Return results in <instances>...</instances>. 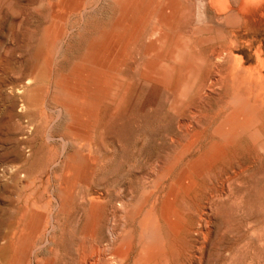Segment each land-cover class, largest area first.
Listing matches in <instances>:
<instances>
[{
	"label": "rangeland",
	"instance_id": "rangeland-1",
	"mask_svg": "<svg viewBox=\"0 0 264 264\" xmlns=\"http://www.w3.org/2000/svg\"><path fill=\"white\" fill-rule=\"evenodd\" d=\"M122 13V6L117 0H0V211H7L9 206L6 203L16 196V192L13 193L7 180L10 173H15L17 177L25 176L20 178L22 185L27 177L45 179L50 174L67 177V184L65 185V181L61 190H58L57 181L41 185L36 180V187H33L30 193L27 192L31 194L30 202L34 197L50 195L53 192L60 201H67L69 205L64 208L61 213L63 216L59 220L62 229L65 226L64 231H59L60 233L57 234L59 257L75 249V243L80 237L74 240L73 237H69L72 235L70 233L79 236L78 232L84 226L88 209L77 203L78 197L88 193L89 197L108 203L107 211L114 212V221L120 222V225L116 223L119 228L115 232H118L119 236H122V231L129 228L137 233V221L127 220V226H123L125 230L122 227L123 217H121L122 213L117 201L122 200L119 194L121 193L127 200L130 199L128 202H135L148 191L158 189H161L158 190L161 193L166 191L179 177L185 178L191 163L204 154L211 144L217 141L220 143L212 134L216 125L215 121L217 120V123L224 115L222 99L216 96L205 98L206 95L203 94L180 97L167 87L144 79L142 68L145 58L142 56L144 49L142 40H140L141 44L138 41L131 47L129 56L116 67L115 71L108 73V70L101 66L104 42L108 35L113 34L123 16ZM54 36L59 39L57 51L55 55H48V44ZM135 66L137 69L134 71ZM122 73L128 75L124 74L126 76L124 77ZM177 85L178 83L174 82L172 87ZM60 87L68 88L73 93L83 96L88 104L75 106L63 100L59 92ZM190 113L194 116L189 115ZM186 119L191 121L186 122ZM182 121L184 123H181ZM185 128L194 130H190L189 135ZM193 133H196L195 137ZM260 133L264 140V113ZM188 136L196 139L190 137L188 139ZM179 139H182L184 144ZM202 148H205L204 151ZM226 152V158L211 169L213 172L210 170L208 174L206 172L198 178L195 186L181 198L180 205L183 211L186 210L184 214L189 229L188 232L183 233V237L186 234L185 239L182 237L185 242L182 239L180 242L181 257L171 247L170 254H177V258L175 254H172V257L169 255V264H178L181 261L182 264H264V149L258 150L251 139L243 135L230 148L226 147ZM256 152L260 154L257 155ZM236 153H238L237 156ZM233 155L236 156V160ZM237 158L240 159L237 160ZM242 160L245 161L244 165L240 164L244 162ZM179 164H183V167ZM238 166L239 169H237ZM242 166L245 169L247 167V170L245 171ZM233 169H236V176ZM242 169L245 174L241 172ZM167 170L168 175L160 183L161 185H156L157 178ZM240 172L243 174L241 177ZM217 173L218 176H216ZM231 176L232 181L229 179ZM149 177L156 178L152 181ZM144 179L147 183L143 182ZM211 179L216 182L212 183V187ZM149 180L152 182L149 183ZM221 180L226 181L223 183ZM183 183L190 185L187 179L183 180ZM71 189L77 201L73 198ZM125 193L128 197L127 194L124 196ZM107 194H113V198H110L111 202ZM211 195L216 196L211 199ZM185 199L188 200L185 201ZM208 199L212 202H208ZM21 200L22 198L20 203ZM194 201L205 206L199 203L194 204ZM186 202L188 204H185ZM130 203L127 208H131L134 204ZM199 207L200 212L197 213ZM203 210L205 215L201 212ZM193 212L196 214H192ZM201 219L203 223L210 221L206 223L209 228L206 225L205 228L204 224L203 227L201 226ZM114 221L112 225L115 224ZM196 221H199L201 225L199 223L195 225ZM105 222H103L104 225L102 224V231L100 229L98 232V238L101 240L99 242L97 239L99 243H95L96 248L103 245L101 249L99 248L101 252L105 245H108L104 230L108 219ZM1 223L3 224L2 220ZM5 224L3 227L0 225L1 235H3L2 232L4 233ZM208 229L211 232H208ZM197 231H203L204 238H198L203 236ZM103 235L106 238L102 237ZM205 236L206 238L208 236L207 240ZM102 238H105V241ZM205 241L207 244H204ZM194 242L198 243L196 244L199 249ZM71 243L74 246H71ZM1 244L2 242L0 246ZM192 244H195L196 248ZM184 245L193 252L183 249ZM189 245H192L193 249ZM68 246L73 249L68 250L70 249ZM135 249L136 247L133 251L136 252ZM202 252L204 255L201 254ZM186 254H189V258H186ZM105 264L108 262L106 261Z\"/></svg>",
	"mask_w": 264,
	"mask_h": 264
},
{
	"label": "bare ground",
	"instance_id": "bare-ground-1",
	"mask_svg": "<svg viewBox=\"0 0 264 264\" xmlns=\"http://www.w3.org/2000/svg\"><path fill=\"white\" fill-rule=\"evenodd\" d=\"M117 2L122 6L123 16L120 19V22L116 25V27L114 26L115 30L113 34L108 35L106 37V40L102 48L103 58L101 60L102 61L101 66L104 69H107L108 73L115 71L116 67H118V65L121 64L122 61L124 62L126 58L129 56V51L131 47L138 41L140 43V40H142L143 41L142 44L144 43L142 56L145 58V62L142 68V76L144 79L153 81L159 85H162L165 88L167 87L169 90H172V92H174L176 95L180 97L203 94L204 96L206 95L205 98L208 96H212V97L216 96L222 99L224 115L219 119L217 123H216L217 120L215 121L216 125L214 127L212 134L216 138V139L213 138V140L218 139L221 144L218 143V141L217 143L211 144L210 147L207 149V151L201 156L197 157L191 163L189 169L187 168L188 171L184 176L185 178L183 179V177H179L175 181V183L170 186V188H168L166 191L164 190V192L162 191V193L158 191L161 189L148 191L140 198H138L135 202L130 201L132 204L134 203L133 205H131V208H127L129 206L128 204L130 202L128 201L130 199L127 200L126 197L124 198L121 193L119 194L122 200L120 202L119 200L117 201L122 213L121 217H123V222H121L122 227L126 225L127 220H131L134 222L137 221V227H138L137 233L133 231L132 228H129L126 231H122L123 232L122 236H119L118 232L117 233L115 232L119 228L120 222L118 221L119 223H117V221H114L115 220L114 212H108L109 210L107 211L106 204L108 203L105 204L104 202L100 201L97 198L89 197V194L86 192H85L86 194L83 192L85 194L84 196L81 197L77 196L79 198V201H77V199L74 198V193L71 189L73 198L77 201L78 204L83 206V208H87L88 212H86V216L84 218L85 221L83 223L84 226H82L83 228L80 230V232H78L79 230L77 231L79 236H74V233H70L71 230L69 229L70 235L72 234L71 236H69L70 238L71 237H73V239L76 237H80V238L79 239L77 238L78 242L76 241L77 243H75L76 244L75 249L72 250L73 247L71 248V246L74 245L71 243L72 245L70 247L68 246L70 248L68 250H72V251L70 252L67 250L68 253L63 257H59V249H58L59 240H57L59 237L57 238V234L59 231L63 232L65 229V226L64 229H62V227L59 225V220L63 216L61 215V213L62 211H64V208L69 206L66 203L67 201H60V199H58V196L54 195V193L52 192L50 195L44 194V195H40L39 197L38 196L34 197L33 200L30 202L31 194L29 193L31 192L33 187L34 188L36 187L35 185L36 180H38L37 183L41 185L42 184L48 185L52 181H57L59 186L58 190H61L63 183L66 180H68L67 177L64 176L57 177L56 175H51V174L47 176L45 179L36 178V177H31L32 179H29V177H27L25 181L23 180L24 184L22 185L20 178L23 177L25 178V176L17 177L15 173H10L9 176H7V180L9 181L13 193L16 192V196L14 199L10 200V202L8 201L9 203L8 202L6 203L9 206L7 211H0V225H2L3 227V224L6 223L4 225L6 226L5 227L6 232L4 228L3 229L4 233L2 232L3 235L0 234V242H2L0 246V264H105L106 261L108 262V264H169L170 263L169 255H171L172 257V254H175V253L170 254L171 247L175 249L179 257H181L180 242L183 237V233L188 232L189 229L187 227V221H186L187 219L184 214L186 210L183 211V208H181L182 205H180L181 198L187 195L190 189L193 186H195L198 178H200L206 172L208 174L209 171L212 168H214L215 165H217L220 161H222V159L226 158L228 152V151L226 152V147L230 148V146H232L236 142V140L241 136L243 135H246V137L248 136L258 150L264 149V140H262V135L260 133V126L263 121V113H264V0H117ZM115 13H117V11ZM58 40L59 39L57 36H54L52 38V40L48 44L49 45L47 50L48 55H52V54L55 55V52L57 51V47H58ZM138 67L140 66L138 65ZM126 69L128 70V68ZM136 69L137 66L133 68L134 71ZM127 73L124 74L128 75ZM125 75L124 77H126ZM134 75L136 76V74ZM174 82L178 83L176 87H172ZM143 83L145 82L143 81ZM59 92L63 100L67 101L68 103H72L75 106H78V104H82V106L88 104V102L83 96H79L73 93L68 88L60 87ZM210 98L211 97H209V99ZM189 115H191V113ZM210 115H212V113ZM191 116H194V114ZM201 117L204 120V117L202 115ZM217 118H219V116ZM208 119L209 117L207 118V120ZM189 120L186 119V122ZM183 121L181 123L185 122ZM205 123L206 122H204V124ZM187 126L189 127V124H187ZM208 126H210V124ZM190 127H192V125ZM185 130L186 131L188 130V134L190 135L191 132L189 131L191 129L189 130L188 128H185ZM196 130L197 129H195V131ZM194 134L196 135V133H193V135ZM189 137L190 136H188V139ZM185 139L187 140L186 137ZM204 139L205 137L203 138V140ZM177 142L179 143L178 139ZM181 142L183 143V141ZM192 142L193 140L190 142V144ZM183 144L181 145L183 146ZM188 147H185V149H188ZM204 149L202 148V151H204ZM258 152H256L257 155L260 154ZM237 154L238 153H236V156ZM236 156H234V160H236L235 159ZM239 159L237 158V160ZM250 160L252 159L250 158ZM244 163L245 161L243 163L240 162V164L242 165H244ZM239 166L237 169H239ZM242 168L244 167L242 166ZM233 170L236 173L235 171L236 169ZM246 170L247 167L245 171ZM242 171L243 169L241 170V172ZM167 175H168V170L157 178L155 184L159 185L160 183H162V181L166 178ZM169 175L171 176L170 173ZM236 175L237 173L234 176ZM216 176H218V173L216 174ZM239 176L241 177L243 176V174ZM208 177L210 176L208 175ZM232 178H233L232 176L231 178L229 177L231 181ZM154 179H152V181ZM185 179L189 181L190 185H184L183 180ZM146 181L147 180L144 179L143 182ZM152 181H150L149 183H151ZM225 181L222 182L224 183ZM227 182H229V180ZM212 183L215 184L216 182H214L211 179V183H210L211 187H212ZM66 184L67 181L65 185ZM201 184H203L202 181ZM143 188L144 187L142 186V189ZM108 189L110 188L108 187ZM115 191L116 190L114 189V192ZM210 191L213 192V190L211 189ZM197 192L199 193V189ZM6 193L8 192L6 191ZM79 194L81 195V193ZM126 194L127 193H125L124 196H126ZM107 197L111 202L110 198L111 197L113 198V194H109ZM135 197L136 196L134 195V198ZM214 197H212L211 199H214ZM20 198H22L21 203H20ZM209 199L208 202L211 201V200L209 201ZM186 200L188 199H185V201ZM73 202L75 201L73 200ZM192 203L189 204L193 206L196 202L194 201V204ZM185 204H188V202H186ZM109 205H111V203H109ZM192 206L191 209H193ZM206 211H208V209ZM198 212H200V207L197 213ZM201 212H203V214L205 215L204 210ZM194 213L195 212H193L192 214ZM208 215L209 214L207 213L206 216ZM194 217H196V215ZM105 218L108 219V224L104 229L108 239L105 237V235H103L102 237H105L106 241L108 240L107 242L108 245L104 244L105 248L101 252L99 248L101 249V246L103 245L99 244L100 247L96 248L95 243L98 242L97 239L99 240V242L101 240L98 238L99 236L98 232L104 225L103 222L106 223ZM209 219L210 218H208V220ZM1 220L3 221V224L1 223ZM67 220L70 219L67 218ZM113 221L115 222V224L112 225ZM199 221H196L195 225H197ZM202 221L203 219H201L200 222ZM207 221L206 223L210 222ZM116 223L119 224L118 227ZM206 223L202 222V225L200 223L199 225L203 227L204 224V227L206 228V226L208 225V224L206 225ZM210 224L211 223H209V225ZM68 225L69 224H67V226ZM195 225H193V227ZM207 228L209 227L207 226ZM206 231L207 230H205V232ZM209 231L210 230L208 229V232ZM200 234H202L203 236V231H201ZM209 234L210 233H208V235ZM185 236L186 234L184 235V237ZM209 236H211V234ZM193 238L195 239V237ZM198 238H204V236L203 237L199 236ZM207 238L205 236L206 240ZM104 239L102 238L103 241H105ZM69 240L70 239H68V241ZM197 240L198 239H196V241ZM182 241L185 242L183 239ZM189 241H191V239H189ZM188 242H186L185 244L187 245ZM197 242L194 243L196 244ZM201 243L202 242H200V244ZM195 244L192 245H194L195 247L198 243L196 245ZM204 244H207V242ZM186 245H184L185 248H183V246L182 248L189 249L186 248ZM192 245L191 246L189 245V247H192L193 249ZM135 247H136L135 249L136 252L133 251ZM197 248L199 249L198 245ZM185 252H187V250ZM208 252L210 251L208 250ZM201 254L204 255L203 252ZM195 255H197V253ZM175 256L177 258V254H175ZM188 256L189 254L186 256V258ZM174 258L175 257H173V259ZM178 260L180 261V259ZM178 264H182V261L179 262Z\"/></svg>",
	"mask_w": 264,
	"mask_h": 264
}]
</instances>
